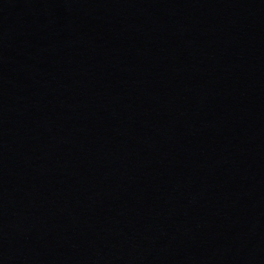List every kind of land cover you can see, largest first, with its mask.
<instances>
[{"label":"water","instance_id":"95a60500","mask_svg":"<svg viewBox=\"0 0 264 264\" xmlns=\"http://www.w3.org/2000/svg\"><path fill=\"white\" fill-rule=\"evenodd\" d=\"M0 264H264V0H0Z\"/></svg>","mask_w":264,"mask_h":264}]
</instances>
